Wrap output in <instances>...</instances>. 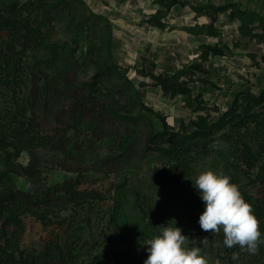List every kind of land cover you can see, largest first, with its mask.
I'll list each match as a JSON object with an SVG mask.
<instances>
[{
	"label": "trees",
	"instance_id": "obj_1",
	"mask_svg": "<svg viewBox=\"0 0 264 264\" xmlns=\"http://www.w3.org/2000/svg\"><path fill=\"white\" fill-rule=\"evenodd\" d=\"M177 1L171 0L170 4ZM191 8L207 15L209 21L185 25L183 28L190 33L219 36L218 14L229 10L228 17L240 21L244 34L264 43V15L258 11L248 13L236 1L194 4ZM158 14L146 21L167 26ZM247 14L259 16L260 24L253 25L249 16L252 25L244 28ZM96 19L104 22L108 32L102 43L106 53L91 78L76 86L70 76H75L76 66L82 65L94 49L90 45L89 51H82L80 38L91 37ZM65 21L68 32L61 30V22ZM86 29L89 33L84 32ZM111 29L108 17L89 10L84 0H0V264H144L148 252L141 243L160 233L149 227L153 213L138 206L139 191L124 185H117L111 192L103 190L88 173L90 164L96 168L113 166L118 171L133 160L137 133L103 132L108 122L122 121L133 130V125L148 121L144 112H135L133 107L135 103L144 107L136 84L145 85L146 81L129 78L127 68L114 61ZM216 46H201L200 62L186 67L189 74L207 71L203 62L217 54ZM137 70L152 78L164 94H182L187 106L206 110L201 95L194 94L182 77L188 73L184 69L153 73L144 66ZM213 107L219 111L217 119L200 114L188 125L182 122L178 129L160 115L163 128L150 131L147 147L155 144L156 154L167 161L161 173L176 186L190 182L195 163L217 149L225 159L224 174L253 206L264 236V193L254 195L243 190L239 183L245 169L229 160L235 151L244 152L246 164L253 165L255 151L246 141V134L252 133L249 124L259 115L254 107H264V86L258 93L238 91L224 110ZM45 115L58 122L51 132L42 129L41 116ZM221 140L230 150L221 147ZM103 144L108 148L106 156L99 151L93 158L87 154L92 146ZM38 149L59 154L61 160L72 164L76 174L48 182L35 154ZM25 151L29 159L23 164L18 158ZM17 174L25 177L24 187L16 184ZM252 181L264 185V163ZM198 204L204 212V202L200 199ZM105 212L109 215L104 219ZM26 216L57 231L41 247L25 245L22 235ZM108 233L120 236L127 246H102L101 239Z\"/></svg>",
	"mask_w": 264,
	"mask_h": 264
},
{
	"label": "rangeland",
	"instance_id": "obj_2",
	"mask_svg": "<svg viewBox=\"0 0 264 264\" xmlns=\"http://www.w3.org/2000/svg\"><path fill=\"white\" fill-rule=\"evenodd\" d=\"M171 0H84L89 10L108 17L111 31V46L113 59L122 67H126V74L133 80L143 79L145 85H138V93L144 107L139 104L133 105L135 112H144L148 117L146 123L133 125V130H129L122 121L112 120L103 128L106 133H137L133 146L134 154L132 162L124 163L118 171L113 166H103L96 168L90 164L88 168L89 176L95 181V185L103 190L111 192L117 185H124L133 191H139L138 206L153 213L149 227L154 231L160 230V225L167 226L169 221L175 220L176 227L181 228L182 234L190 240L188 247L197 246L201 249V255L205 256L213 264H264V242L258 245L257 251L249 253L239 246L227 248L224 243L223 231L219 234L205 232L199 225V217L203 213L198 201L200 193L193 186L196 177L203 171L213 170L224 173L225 159L218 153L217 149L213 153H207L198 163H195V173L190 182H183L179 186L169 183L162 175V169L166 167L167 161L160 157L153 149L149 148L148 135L154 129H162L163 115L170 126L178 129L182 122L188 125L190 120L196 119L198 115H210V119H217L219 111L214 109V105L220 109H226L233 100L234 95L240 90H247L258 93L264 86V43L257 42L249 38L240 30V21L237 18L230 19L228 11L218 14L217 28L219 36L207 34H192L183 27L195 23H206L209 21L206 15H197L191 5L201 3H225L229 0H178L170 4ZM181 1H186L181 3ZM247 8V12L258 11L264 14V0H239ZM158 12L162 21L167 26L158 27L149 24L146 19ZM89 13V12H88ZM250 14H247L243 22L244 28L259 25L260 19L257 15H252L253 22L248 23ZM91 19V18H90ZM89 19V23L92 20ZM96 27L93 34L80 38L81 50L87 51L91 48L92 54H88L82 65H77L75 76H70L72 83L79 86L81 81L91 78L96 69V65L102 61L106 48L102 44L107 38L108 32L102 20H93ZM67 21L61 22V30H70L65 27ZM84 32L89 33V29ZM217 43V54L211 56L203 62L207 68L206 72L196 71L189 74L187 65L200 62L201 46L203 44L214 45ZM237 43V45H236ZM227 45L231 50H228ZM99 46L103 48L98 49ZM88 53V52H87ZM153 73L184 69L188 73L183 74L184 80L188 81L194 94H200L204 101L206 110H195L184 103L182 94L175 96L163 93L160 86L154 84V80L148 76H143L138 72V68L144 67ZM125 93V91H124ZM259 115L249 124L252 133L246 134V141L253 151V165L249 167L245 162L244 152L229 155L230 161H235L245 171L241 174L240 187L248 193L262 195L264 185L253 182L259 166L264 163V107H254ZM55 122L50 116H41V125L44 132H51ZM134 131V132H131ZM94 133V132H91ZM102 133V132H100ZM221 147L228 148V144L221 140ZM99 151L101 155L108 154L105 144L94 147L88 151V155L93 158ZM40 163L41 170L48 182H56L76 174L73 166L61 160L59 154L47 149L35 151ZM92 158H89L92 159ZM28 152H23L18 161L25 164L28 162ZM91 163V162H90ZM121 169V170H120ZM16 184L20 187L26 185L23 175H15ZM188 190L180 194L181 190ZM191 193H194L191 196ZM109 204L105 205L108 208ZM103 214V213H101ZM109 212L104 213V219ZM174 226V224H172ZM55 227H44L31 216L25 218V231L22 241L25 245L41 247L47 239L55 232ZM205 239V240H204ZM102 246L125 248V242L115 233H108L102 239ZM204 242L202 243V241ZM264 241V236H261ZM232 251H231V250ZM236 253V258H233Z\"/></svg>",
	"mask_w": 264,
	"mask_h": 264
},
{
	"label": "clouds",
	"instance_id": "obj_3",
	"mask_svg": "<svg viewBox=\"0 0 264 264\" xmlns=\"http://www.w3.org/2000/svg\"><path fill=\"white\" fill-rule=\"evenodd\" d=\"M192 182L205 204L199 217L201 229L216 234L222 230L227 248L239 246L254 254L258 245L264 242L260 222L254 215L253 206L244 200L239 186L232 183L228 175L213 170L201 172ZM159 227L161 232L158 235L141 243V246H147L148 252L144 264H208L200 247H188L196 241L183 235L174 219L167 226ZM236 255L233 253V258Z\"/></svg>",
	"mask_w": 264,
	"mask_h": 264
},
{
	"label": "crops",
	"instance_id": "obj_4",
	"mask_svg": "<svg viewBox=\"0 0 264 264\" xmlns=\"http://www.w3.org/2000/svg\"><path fill=\"white\" fill-rule=\"evenodd\" d=\"M230 1H236V2H239L242 8L247 9L246 7L243 6L242 2L239 1V0H229L228 2H230ZM192 10H193V9H192ZM193 11H194V10H193ZM194 12H195V11H194ZM195 13H196V12H195ZM196 14H197V13H196ZM260 14L264 15V14L261 13V12H260ZM197 15H205V14H197ZM206 16H207V15H206ZM199 24H204V23H199ZM187 32H188V31H187ZM189 33H190V32H189ZM192 34H193V33H192Z\"/></svg>",
	"mask_w": 264,
	"mask_h": 264
}]
</instances>
